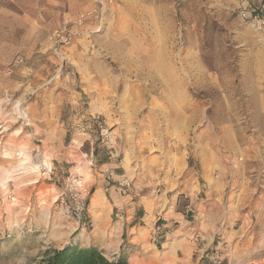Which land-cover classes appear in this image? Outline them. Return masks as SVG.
I'll use <instances>...</instances> for the list:
<instances>
[{
	"label": "rangeland",
	"instance_id": "rangeland-1",
	"mask_svg": "<svg viewBox=\"0 0 264 264\" xmlns=\"http://www.w3.org/2000/svg\"><path fill=\"white\" fill-rule=\"evenodd\" d=\"M263 5L111 0L75 26L98 0H0V264L71 241L264 264V34L240 15Z\"/></svg>",
	"mask_w": 264,
	"mask_h": 264
},
{
	"label": "trees",
	"instance_id": "trees-1",
	"mask_svg": "<svg viewBox=\"0 0 264 264\" xmlns=\"http://www.w3.org/2000/svg\"><path fill=\"white\" fill-rule=\"evenodd\" d=\"M35 264H128V259L125 254L110 258L97 245L82 246L71 241L60 248L46 249Z\"/></svg>",
	"mask_w": 264,
	"mask_h": 264
},
{
	"label": "built area",
	"instance_id": "built-area-1",
	"mask_svg": "<svg viewBox=\"0 0 264 264\" xmlns=\"http://www.w3.org/2000/svg\"><path fill=\"white\" fill-rule=\"evenodd\" d=\"M110 1L111 0H98L100 6L98 8H95L91 12L82 14L77 19L75 26H83L88 18H91L93 15H95V12L97 10L99 11V9L103 8L105 4H107ZM240 15L244 20H246L252 26V28L256 32L260 33L261 35L264 34V9L261 12L258 11L257 9H253L251 11L246 9V10H242L240 12ZM73 35H74V29L69 25H65L63 28L55 29L51 33L50 39L55 41L56 48H58L59 46L69 44ZM262 37L263 36H261L260 40L263 41L264 43ZM121 185L123 187L130 188L131 182L128 179H126L124 180V182L121 183Z\"/></svg>",
	"mask_w": 264,
	"mask_h": 264
},
{
	"label": "crops",
	"instance_id": "crops-1",
	"mask_svg": "<svg viewBox=\"0 0 264 264\" xmlns=\"http://www.w3.org/2000/svg\"><path fill=\"white\" fill-rule=\"evenodd\" d=\"M264 6V5H263ZM131 196L130 195H128V196H126L125 197V200H126V204H128L129 202H131L130 201V199L132 198H130ZM132 208L130 207V208H128L127 207V210H129V209H134L135 207H136V205L137 206H142V209L144 210V213H148L147 212V205L146 204H149L148 205V207H149V209H152L153 210V207L151 206V204L149 203V202H144L143 201V199L142 198H138L137 200H134V201H132ZM142 217V216H141ZM213 222H209V223H206L205 225H204V228L206 227V228H210L211 226H213ZM208 233V232H207ZM175 246V245H174ZM169 248V250H167L168 252L170 251V247H168ZM173 249H175V250H177V247H174V248H172L171 250H173ZM253 257V255L252 254H250V255H246V256H243V259L245 260V261H249V260H251V258Z\"/></svg>",
	"mask_w": 264,
	"mask_h": 264
},
{
	"label": "bare ground",
	"instance_id": "bare-ground-1",
	"mask_svg": "<svg viewBox=\"0 0 264 264\" xmlns=\"http://www.w3.org/2000/svg\"><path fill=\"white\" fill-rule=\"evenodd\" d=\"M161 62V61H160ZM97 205V199L94 201V206ZM169 247V246H168ZM172 248V247H171ZM151 249V248H150ZM149 250V249H148ZM168 250V249H167ZM152 251V250H150ZM150 253V252H149ZM163 254V253H162ZM172 254V253H171ZM165 255V254H164ZM175 256V255H174ZM147 257L149 260L147 261ZM168 257V256H167ZM168 259V258H166ZM168 260H165V256L163 255H149L146 253L143 260H140V264H166ZM167 264H176L174 259H170Z\"/></svg>",
	"mask_w": 264,
	"mask_h": 264
}]
</instances>
